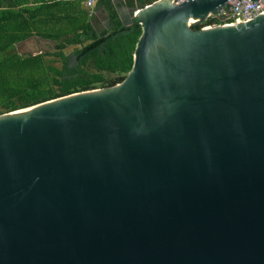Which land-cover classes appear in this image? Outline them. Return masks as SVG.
Instances as JSON below:
<instances>
[{
    "label": "water",
    "instance_id": "obj_1",
    "mask_svg": "<svg viewBox=\"0 0 264 264\" xmlns=\"http://www.w3.org/2000/svg\"><path fill=\"white\" fill-rule=\"evenodd\" d=\"M230 1L135 8L122 82L0 115V264H264V14L196 29Z\"/></svg>",
    "mask_w": 264,
    "mask_h": 264
},
{
    "label": "trees",
    "instance_id": "obj_2",
    "mask_svg": "<svg viewBox=\"0 0 264 264\" xmlns=\"http://www.w3.org/2000/svg\"><path fill=\"white\" fill-rule=\"evenodd\" d=\"M8 1L19 8L0 10V115L78 92L112 87L131 71L141 26L124 33L131 27L125 29L115 20L113 34L99 38L90 21V10L81 6L83 0H34V7L22 6L31 0ZM100 3L116 17L111 0ZM34 33L57 41L55 50L19 54L16 45ZM72 45L84 47L77 50L78 68L67 69L65 50Z\"/></svg>",
    "mask_w": 264,
    "mask_h": 264
},
{
    "label": "crops",
    "instance_id": "obj_3",
    "mask_svg": "<svg viewBox=\"0 0 264 264\" xmlns=\"http://www.w3.org/2000/svg\"><path fill=\"white\" fill-rule=\"evenodd\" d=\"M31 1H34V0H31ZM153 1L154 0H111V3L113 5V10L116 13L115 18H113L111 11L103 3L97 4L94 8L89 9L82 1L81 6L83 9L90 10V21L92 23L94 31L96 32V27L101 32L103 31V29H107V32H106L107 35H110L115 29V26H116L115 20L119 21L122 27L124 28L125 24H129L131 23V21H133L134 14H136L135 8H141ZM14 5L15 4L12 1L11 2L8 1L5 4H2V6H6L7 8H13ZM32 36H34V39L33 40L29 39ZM30 37L26 39L24 44L19 43L20 45L17 48L18 51H20L21 53L30 54L31 52L39 49V46L47 47L48 42L45 41V39L47 40V38L41 35H38L36 33L31 35Z\"/></svg>",
    "mask_w": 264,
    "mask_h": 264
},
{
    "label": "built area",
    "instance_id": "obj_4",
    "mask_svg": "<svg viewBox=\"0 0 264 264\" xmlns=\"http://www.w3.org/2000/svg\"><path fill=\"white\" fill-rule=\"evenodd\" d=\"M187 0H173L175 4H181ZM88 8H94L99 0H83ZM264 14V0H232L229 6L222 9L218 15H210L207 21L213 22L203 26L209 27L222 22L232 21L235 24L246 23ZM202 27V28H203Z\"/></svg>",
    "mask_w": 264,
    "mask_h": 264
},
{
    "label": "flooded vegetation",
    "instance_id": "obj_5",
    "mask_svg": "<svg viewBox=\"0 0 264 264\" xmlns=\"http://www.w3.org/2000/svg\"><path fill=\"white\" fill-rule=\"evenodd\" d=\"M98 4V3H97ZM96 4V5H97ZM30 5H32V6H30ZM37 4L36 3H33V1H30L29 3H27V4H24V5H22V6H24V7H26V6H29V7H34V6H36ZM95 5V6H96ZM4 8H7L6 6H0V9H4ZM13 8H19V6H17L16 7V4L14 5V7ZM90 9V8H89ZM112 34H113V32H112ZM112 34H110V35H107V33L105 34V36H103V37H101V38H108V37H110ZM25 41V40H24ZM45 41L46 42H48L47 44V47H45V46H39V49H37L36 51H33V52H31L30 54H25V53H22L21 55H33L32 53H34V52H39L40 51V54H48V53H51V52H53L54 50H55V48H56V46H57V44H58V42L57 41H53V40H51V39H48L47 38V40L45 39ZM23 42V41H22ZM22 42H20V44H22ZM20 44H17L16 45V49H17V46H19ZM69 47H71V46H69ZM69 47H67L66 48V50L69 48ZM72 47H75V50L74 51H72V52H69V53H66L67 54V56H68V62H67V69H76V68H78V66H79V61H80V59H79V57H80V53L77 51V50H81V49H83V47L84 46H81V45H72ZM51 49H53V51L51 50ZM66 50H65V52H66ZM17 51H18V49H17ZM18 53H19V51H18ZM20 54V53H19ZM38 55V54H37ZM84 56H82V58H83ZM57 64H61L60 65V67L62 66V63L61 62H58V63H56V65ZM58 66V65H57Z\"/></svg>",
    "mask_w": 264,
    "mask_h": 264
},
{
    "label": "rangeland",
    "instance_id": "obj_6",
    "mask_svg": "<svg viewBox=\"0 0 264 264\" xmlns=\"http://www.w3.org/2000/svg\"><path fill=\"white\" fill-rule=\"evenodd\" d=\"M8 2V0H0V5L2 6V4H5V3H7ZM7 6V5H6ZM52 51H53V49H51ZM75 50V47H69L67 50H66V53H69V52H72V51H74ZM58 66H60L61 64H57Z\"/></svg>",
    "mask_w": 264,
    "mask_h": 264
},
{
    "label": "bare ground",
    "instance_id": "obj_7",
    "mask_svg": "<svg viewBox=\"0 0 264 264\" xmlns=\"http://www.w3.org/2000/svg\"><path fill=\"white\" fill-rule=\"evenodd\" d=\"M192 22H194V21H192Z\"/></svg>",
    "mask_w": 264,
    "mask_h": 264
}]
</instances>
